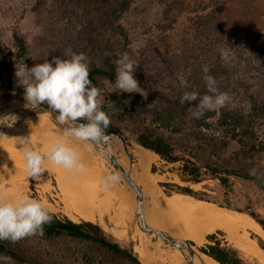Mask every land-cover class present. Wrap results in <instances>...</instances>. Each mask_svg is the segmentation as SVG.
I'll return each instance as SVG.
<instances>
[{
  "label": "trees",
  "instance_id": "trees-1",
  "mask_svg": "<svg viewBox=\"0 0 264 264\" xmlns=\"http://www.w3.org/2000/svg\"><path fill=\"white\" fill-rule=\"evenodd\" d=\"M219 1L221 8L217 13ZM249 1L253 3V0H209L204 8H208V12L199 16V24L204 28L207 39L215 40L216 36V39L233 46L232 23L253 15L247 5ZM135 3L136 0L65 1L66 9L74 14L76 22L91 32V46L85 48V54L91 60L90 79L101 89L105 103L115 102L116 111L109 113V128L123 135L132 134L140 145L158 154L167 164L180 163L175 173L183 182L213 178L230 193L235 189L233 177H239L264 190V178L258 172L264 158V101L258 100L253 93L248 92L249 104L246 107L228 104L207 112L205 118L196 119L193 113L197 110L198 101L181 104L180 99L185 91L195 90L201 96L210 94L204 80L205 69L201 66L193 69L186 87H181V82L178 84L175 95L166 101L163 108L150 106L138 92L118 94L103 89L102 81L116 79V61L129 50L130 40L124 21L132 13ZM154 4L158 5L160 13L158 24L164 30L191 6L186 0H154ZM104 18L108 21L103 22ZM15 43L16 59L27 69L35 65L36 62L28 55L25 39L16 35ZM4 51L5 45L0 37V60ZM254 51V58L259 59L263 67L261 75L264 79V40ZM217 58L207 68V75L216 81L222 69L220 57ZM217 83L223 87L222 82ZM6 88L25 91L23 85H16L2 75L0 64V90ZM205 119L213 122L205 123ZM217 131L221 135L217 136ZM151 171L156 172L155 166ZM160 186L167 195L177 192L210 201L203 192L190 185L166 181L160 182ZM218 204L248 212L264 229V217L259 212L247 211L232 202ZM50 212L53 219L43 226V235L29 236L18 242L0 240V264H144L134 251L132 241L112 239L99 224L85 220L75 222L67 216ZM218 234L224 236L225 233L217 230L208 234V243L201 246L200 251L221 264H251ZM260 241L264 248L262 239Z\"/></svg>",
  "mask_w": 264,
  "mask_h": 264
},
{
  "label": "rangeland",
  "instance_id": "rangeland-1",
  "mask_svg": "<svg viewBox=\"0 0 264 264\" xmlns=\"http://www.w3.org/2000/svg\"><path fill=\"white\" fill-rule=\"evenodd\" d=\"M65 1L0 0V37L5 45L0 64L1 73L7 80L16 85H22L19 82L17 70L27 71L26 66L16 59V35L25 39L28 55L36 64L43 63L47 59L52 60L53 57L57 56L67 58L64 53L68 50L77 54L86 53L85 48L91 46V32L86 31L80 23L79 25L76 22L74 14L66 9ZM153 1L136 0L132 13L127 15L124 21L130 40L129 50L126 53L139 64L134 75L140 88L147 95L145 97L143 92H138L145 102L150 106L163 108L166 101L175 95L181 80L187 81L194 68H199V66L203 69L210 68L218 59L217 57H220L222 64L217 81L223 83L222 88L218 86V83L217 87L220 91H226L230 94L232 100L229 104L248 106V92L253 93L258 100L264 101V79L261 75L263 67L259 59L254 58V50L258 48L260 41L264 40V0H253V3L247 2L253 15L249 19H241L239 23H232L233 40L235 41L233 46L216 39V36L215 40L207 39L204 28L199 24V16L208 12V8L205 10L204 8L209 0H186V2L191 3V6L167 30L158 24L160 13L157 9L158 5H152ZM155 1L157 2V0ZM220 5L219 1L216 5L217 13L220 12L218 10L221 8ZM106 21L108 20L104 18L103 22ZM115 80L102 81L103 89L118 94L127 93L120 90L113 91ZM1 93L12 94L7 89H3ZM0 98H3V95H0ZM21 105L24 103L22 102ZM39 115L44 114H38L23 125L13 129L15 136L19 137L18 140L21 143L25 138L31 141L35 137L48 139L52 143L54 140L63 137L64 132L56 126L50 128L45 119H39L43 125L36 127ZM124 136L138 144L132 134ZM67 142L74 148L88 149L94 155L93 158L99 161L107 175L116 173L114 167L97 150L93 147L89 150L87 141H78L74 137H69ZM21 151L23 152V149ZM132 152L137 157L138 162L135 163V170L142 172L137 148L132 149ZM122 157L125 166L128 167L126 156L122 154ZM152 166L156 168L157 177L160 176L157 182L159 186L160 182L166 181L190 185L195 190L203 192L204 196L209 198L211 202L217 204L232 202L247 211L255 210L264 217V190L252 181L233 177L235 189L228 193L219 180L213 178H205L198 182H183L175 173L180 163L167 164L159 155L153 161L148 162L144 168L149 173H153L151 171ZM258 172L264 178V158ZM44 176L51 178L52 186H57L50 171L45 170ZM32 182L35 183L34 180ZM114 184L118 187H124L128 191L121 178ZM160 188L163 191L161 186ZM30 190L33 196L39 197L37 187L31 185ZM59 210L60 208L54 212L60 216H66L63 211ZM81 221L83 220L79 222ZM104 222V225L96 224H99L112 239H120L128 232L129 241L133 242L136 251L140 243L139 237L134 236L138 229L136 217L133 220H127L124 224L111 222L108 217H105ZM218 236L229 241L226 234L224 236L218 234ZM146 239L148 248L152 252L155 251V244L162 241L156 235H146ZM259 241L257 240L258 243ZM160 243L162 248L176 251L169 243L163 241ZM198 249L200 250V246ZM142 262L145 264L143 260Z\"/></svg>",
  "mask_w": 264,
  "mask_h": 264
},
{
  "label": "bare ground",
  "instance_id": "bare-ground-1",
  "mask_svg": "<svg viewBox=\"0 0 264 264\" xmlns=\"http://www.w3.org/2000/svg\"><path fill=\"white\" fill-rule=\"evenodd\" d=\"M18 107L20 103L13 101L2 115L5 116L10 110ZM39 116L36 127L43 125L39 121L41 118L46 120L50 128L55 127L45 113ZM15 135L11 128L0 139V188L6 191L9 199H18L28 194L33 199L42 200L51 211L60 208L75 222L85 220L104 225L105 217L119 224L135 219L134 200L130 193L124 187H118L111 182L105 183L108 175L88 149L75 148L84 164L82 170H68L49 159L44 160V167L56 180L57 186L54 187L51 178L44 176L45 171L37 178L28 176L25 154L21 151L23 142L21 143ZM31 142L43 152H47L51 145L48 139L36 137ZM136 146L142 172H136L135 178L163 213V218H159L154 209L146 211V219L151 225L174 231L193 241L201 258L200 264H221L198 249L207 242V235L217 230H222L227 235L230 243L247 262L264 264V248L260 241L257 242L260 239L264 241V229L248 212L232 210L183 193L167 195L157 184L160 176L157 177L155 173H149L144 168L158 154L140 144ZM121 163L124 164V160ZM31 185L37 187L39 197L32 195ZM134 236L140 239L136 251L145 264H187L177 251L162 248V241L155 244V251H150L146 234L139 229V225Z\"/></svg>",
  "mask_w": 264,
  "mask_h": 264
},
{
  "label": "clouds",
  "instance_id": "clouds-1",
  "mask_svg": "<svg viewBox=\"0 0 264 264\" xmlns=\"http://www.w3.org/2000/svg\"><path fill=\"white\" fill-rule=\"evenodd\" d=\"M64 56L67 58L57 56L35 64L26 72L17 70L28 105L35 108L47 104L58 113L55 116L57 123L64 126L63 137L54 140L47 152L40 151L30 139L25 138L23 152L29 177L37 178L46 170L45 158L68 170H82L84 164L76 149L67 142L68 138L89 142L88 148L91 150L93 146L107 142L111 135L107 129L111 123L109 113L116 111L115 102L105 103L101 89L93 85L90 79L91 60L85 53L77 54L71 50L65 52ZM116 65L113 91L143 92L134 75L139 64L128 53H123ZM207 71L205 68L204 80L210 94L201 96L195 90L185 91L180 99L181 104L198 101L197 110L193 113L196 119L205 118L207 112L226 107L232 100L228 92L218 89L216 79L207 75ZM186 86L187 82L181 80V87ZM212 122L205 119V123ZM215 134L221 135L219 131ZM119 179L118 173L110 174L105 178V183H115ZM52 219L53 215L42 200L33 199L28 194L9 199L6 191L0 188V240L18 242L29 236L43 235V226L51 223Z\"/></svg>",
  "mask_w": 264,
  "mask_h": 264
},
{
  "label": "water",
  "instance_id": "water-1",
  "mask_svg": "<svg viewBox=\"0 0 264 264\" xmlns=\"http://www.w3.org/2000/svg\"><path fill=\"white\" fill-rule=\"evenodd\" d=\"M6 89L12 93V96L0 98V139L9 131V129L19 127L41 113H45L47 117L53 121L55 126L60 131L64 132V126L58 124L55 119V116L58 113L52 111L48 105L41 104L33 108L28 105V102L25 99V91ZM1 91L2 89L0 90V93ZM13 101H18L20 107L10 110L5 116H3V112L9 109ZM22 102L24 105H21ZM78 122L86 123V121ZM107 133L111 134L109 140L107 142H101L100 145L93 146V148L109 161L110 165L114 167L115 172L119 174V177L127 187L131 198L134 200V213L141 231L146 235H156L163 242L172 245L185 259L187 264H200L201 258L199 252L195 249V245L192 244L191 240L184 238L174 231L153 226L147 221L146 211L154 209L159 218H163V213L161 208L153 202V198L144 191L143 187L135 178L137 172L135 170V163L138 162L132 149H136L137 146L135 142L111 128L107 129ZM122 154L127 158L128 167L121 163L123 160Z\"/></svg>",
  "mask_w": 264,
  "mask_h": 264
},
{
  "label": "crops",
  "instance_id": "crops-1",
  "mask_svg": "<svg viewBox=\"0 0 264 264\" xmlns=\"http://www.w3.org/2000/svg\"><path fill=\"white\" fill-rule=\"evenodd\" d=\"M129 238H130V236H129V234H128V232H126L120 239H122V240H125V241H129ZM207 242H208V240H207ZM206 244V243H205ZM204 244V245H205ZM203 245V246H204Z\"/></svg>",
  "mask_w": 264,
  "mask_h": 264
}]
</instances>
